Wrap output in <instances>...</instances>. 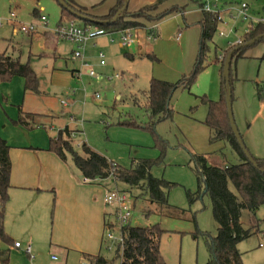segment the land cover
Here are the masks:
<instances>
[{"label":"rangeland","instance_id":"rangeland-1","mask_svg":"<svg viewBox=\"0 0 264 264\" xmlns=\"http://www.w3.org/2000/svg\"><path fill=\"white\" fill-rule=\"evenodd\" d=\"M34 8L38 9L39 14L47 17L45 23L32 15ZM59 11L60 6L56 0H0V47L5 44L2 37H11L16 49H19L14 52L15 56H19L21 62L27 60L28 53L36 54L31 55L29 60L38 75L39 89L43 92L37 96L30 93L23 95L22 86L19 84L18 103H7L8 97L5 99L2 94L3 91L4 93L8 91V88L4 87H8L9 80L0 84V131L8 137L12 145L45 144L49 136L56 135L60 128L67 125L78 130L70 137L77 151L86 143L96 152L124 168H130L142 159L157 158L159 148L155 146L153 134L142 127L149 120L142 91L148 90L149 81L153 76L158 78L168 75L173 79L170 81L176 82L183 74L189 73L197 56L199 40L195 42L188 66L183 62L184 50L181 53V48L177 47L173 36L158 43L159 52L153 53L158 57L157 61H152L145 55L134 61L128 60L124 54L132 50L133 46L118 47L116 41L108 44H88L84 50V58L81 59L85 60L95 73L94 76H89L82 67V60L72 55V51L76 49L74 43L58 39L53 34L60 17ZM11 12L15 17L9 20ZM249 14L253 18L258 17L250 10ZM16 19L22 24L33 22L45 28L32 34L21 31L14 33L12 23ZM225 20L228 22L230 19ZM249 24V20L236 19L234 22L240 35L246 33ZM45 33L48 36L52 34L57 40L51 41L46 38ZM112 36L118 38L116 33ZM230 36L234 37L233 33ZM212 40L224 45L216 33ZM209 47V53L204 61L205 68L198 73L190 90L179 87L174 91L171 98L172 115L158 121L154 127V131L166 144L161 162L153 165L150 173L154 177L175 184L168 194V202L177 212L163 216L157 212L156 206L147 200L146 194L138 186H129L113 176L106 180L110 185L109 191H121L129 200V205L134 210L131 225L146 226L158 223L168 230L160 238V252L166 264L206 263L209 253L203 234L215 236L217 233L218 224L213 218L208 195H203L192 204L186 197V190L193 192L198 187L194 163L190 161L191 154H203L208 158L210 165L224 166L238 161L228 143L209 142L208 127L203 123L207 107L201 103L200 97L206 95L208 99H218L219 65L227 51L226 47L224 50L215 48L213 43ZM100 50L102 58L98 55ZM218 53L223 54L221 58ZM40 54L42 55L39 56ZM245 54H264V43L248 47L244 55L237 59L234 64L236 79V65L239 60H246L250 64L256 62L255 71L258 69V61L252 58L242 59L246 57ZM101 60L104 61L103 64L100 63ZM238 81V79L234 81L232 111L240 133V129L243 131V128L238 114L239 98L235 94ZM256 83L262 88L261 94L264 97V82H253L249 79L245 83L246 88L250 86L255 89L257 96ZM12 87L14 94L15 85ZM96 93L99 94L98 97L95 96ZM18 104L23 108L47 111L52 116L39 115L37 125L31 129L27 128L18 122L25 116L24 112L19 111ZM129 119L134 120L137 125L121 124ZM253 131L252 129L251 134ZM255 132L264 134L261 127L256 128ZM229 188L235 192L231 183ZM50 196L51 199L46 200V205L41 204L36 224L26 225L19 219L10 218L5 225L12 241L22 244L17 248L14 245L6 246L0 243V248L9 249V264H78L84 261L81 251L91 255L100 254L109 260L113 259L112 264H120V258H114L118 245H115L111 252L105 250V240L103 244L101 243L102 228L100 234L92 232L85 235L78 230L72 232V229L81 226L82 222V207L79 200L74 201L72 205L69 195L62 194L56 197V190L50 192ZM60 196L62 203L57 201ZM103 207L109 210L108 213L111 212L110 206L105 202ZM240 221L245 229L254 231L250 237L238 243V249L243 253V264H251L253 261L251 256L256 251H264V204L255 213L241 208ZM194 233H197V238L193 236ZM27 242H30V254L24 251ZM80 247L83 249H79ZM51 255H55L57 259L52 260Z\"/></svg>","mask_w":264,"mask_h":264},{"label":"trees","instance_id":"trees-1","mask_svg":"<svg viewBox=\"0 0 264 264\" xmlns=\"http://www.w3.org/2000/svg\"><path fill=\"white\" fill-rule=\"evenodd\" d=\"M63 1L74 12L81 13L87 18H79L74 12H70L57 1L60 6V17L57 24L73 19L78 22L81 21L85 25H97L109 33L127 28L145 27L147 26L145 25L146 22L157 21L180 9L178 5H174L161 10V5L167 0H155L136 11H129L127 6L124 7L126 0H115L107 14L94 16L89 14L85 7L78 5L73 0ZM189 1L198 7L202 6V0ZM32 15L39 17L40 14L35 8L32 10ZM198 25L200 27L198 52L190 72L183 74L176 82L152 77L149 81L148 90L142 91L145 98V110L149 116L148 122L142 127L150 130L153 134L155 146L159 148L157 158L142 159L130 168L121 167L90 148L86 143H83L80 151H77L73 147L70 137L72 133L74 134L78 130L70 129L68 126L59 129L54 137L49 138L48 150L63 161L70 160L80 170L86 181L92 182L96 179L113 176L124 184L138 186L143 190L147 200L156 206L159 214L167 216L177 212L176 208L168 202V194L175 184L163 178L154 177L150 173L151 167L161 162L166 144L154 131V127L158 121L172 115L171 98L174 91L179 87L190 90L198 73L205 68L204 61L207 53H209V45L213 41V35L216 33L218 24L212 14L202 11ZM150 32L155 37L157 36L156 31L150 30ZM45 35L51 41L57 40L52 34L48 36L45 33ZM256 37H258L256 42L247 46L239 45L228 48L224 53V58L219 65L220 94L218 99L211 100L206 95L200 97L201 103L207 105V113L203 123L209 130V142L224 141L228 143L239 158L237 163L218 167L210 165L203 154H191L190 156V161L194 163L198 187L193 192L186 190L188 202L192 204L195 200L201 199L203 195H208L213 218L218 224L215 236L203 234L209 253V259L204 264H243L238 243L250 237L254 231L242 226L240 210L246 208L255 213L264 204V157L259 158L252 155L257 166L248 161L232 132L226 109L229 88L231 103L234 99V81L237 80L234 77V64L238 58L244 55L248 47L264 43V22H256L250 30L242 34L243 44L251 42ZM229 53L231 55L227 64L229 79L227 83L224 65ZM145 56L152 61L158 60L152 52H146ZM13 76H20L24 79L25 90L38 92V75L31 67L30 62H21L17 58L0 54V82L8 81ZM256 89L257 96L261 99L263 96L261 94L262 88L259 87L258 83H256ZM20 123L24 122L20 120ZM121 124L126 126L137 125L132 119L125 120ZM9 148L6 140L0 136V243L6 246L14 245L4 230V211L8 199L11 171ZM229 183L233 185L235 192L230 190ZM110 213L105 212L104 214L105 228L112 226ZM121 231L123 235L122 247L117 246L114 256V258H120V264H166L160 252V238L168 230L155 223L146 226L130 224L123 226ZM193 236L198 237L197 233H194ZM83 255L84 261L89 264H112L113 260H109L100 254ZM0 264H9L8 248H0Z\"/></svg>","mask_w":264,"mask_h":264},{"label":"crops","instance_id":"crops-1","mask_svg":"<svg viewBox=\"0 0 264 264\" xmlns=\"http://www.w3.org/2000/svg\"><path fill=\"white\" fill-rule=\"evenodd\" d=\"M80 6L86 8L89 14L94 16H102L108 13L109 9L115 3V0H73ZM155 0H128L127 9L129 11H136L141 7L153 3ZM223 7L232 4H237L239 2H246L248 4L249 10L258 16L257 18H264V0H220ZM178 5L180 7L179 11L173 12L157 21L146 22L147 26H155V31L157 36L151 40L146 41L145 39H140L139 44L133 45V49L127 52L128 55L124 54L125 58L128 60H135L138 57H143L146 52H159L158 43L160 40H166L173 36L174 41L177 43V47L181 48V53L184 50V63L189 65L190 57L193 54L195 48V42L199 40L200 27L198 21L202 17V11L198 5L190 2L189 0H167L161 5V10L169 8L170 6ZM35 9V8H34ZM38 10V9H37ZM256 12V13H255ZM39 14V11H38ZM225 19L228 18V11L225 10L222 13ZM60 16V11H59ZM9 20H12L11 18ZM59 20V19H58ZM234 20H228L226 24H218V29H223L229 34L233 33V36L240 35L236 27L234 26ZM19 20H14L13 32L19 31L18 23ZM179 35V36H178ZM242 35V34H241ZM107 37V38H106ZM222 39L224 45L218 44L215 40L212 42L213 46L219 50L225 49L226 38L218 36ZM230 38H232L230 36ZM5 44L0 47V54L4 56H10L14 59H19V56H15L16 44L11 37H2ZM169 40V39H168ZM115 42V41H114ZM166 42V41H165ZM110 43L108 36H100L94 40L87 42L83 46V58L84 50L88 44H108ZM117 43V42H116ZM174 44V42H172ZM118 47L120 46L117 43ZM175 45V44H174ZM76 47V45L74 44ZM121 47V46H120ZM75 50V48H74ZM73 50V51H74ZM191 50V51H190ZM72 51V52H73ZM102 50H100L101 52ZM155 54V53H154ZM36 54L28 53L27 62L29 57ZM40 54L39 56H41ZM220 56V53H218ZM55 56V55H54ZM156 56V55H155ZM246 57L242 59L252 58L254 61H258V69L255 71L256 62L248 63L246 60H239L236 65V76L239 80L236 82L235 94L239 98L238 100V114L240 116L241 128L240 134L242 139H244L245 146L251 155L255 157L264 156V134H256L255 129L261 127L264 130V97L261 99L257 98L255 89L248 86L246 88L247 80H253V82H264V54H245ZM157 57V56H156ZM158 58V57H157ZM79 59V58H78ZM81 59V58H80ZM82 63L85 60L81 59ZM216 64V63H215ZM217 65V64H216ZM218 66V65H217ZM84 69L85 66L82 65ZM152 77V76H151ZM154 77V76H153ZM157 78V77H155ZM163 80H173L170 76L166 75L159 77ZM7 82V81H6ZM4 81L0 82V84ZM14 83V84H13ZM22 86L23 95L30 93L34 96L42 94V90L38 87V92L24 89V79L20 76H13L9 82H7L8 91L4 93L3 96L6 99L8 97L9 101L7 103H18L19 99V87ZM13 85H15V93L13 94ZM9 87H12L11 90ZM2 89V86H1ZM178 89V88H177ZM213 100V99H212ZM19 111L24 112L25 116L20 119L27 128L37 125V120H39V115L52 116L51 113L38 111L31 108H23L20 104ZM205 106V105H204ZM207 107V105L205 106ZM207 111V109H206ZM205 111V115H206ZM205 118V116H204ZM39 122V121H38ZM20 127H25L19 125ZM67 126V125H66ZM61 129V128H60ZM72 129V128H70ZM252 129L254 130L253 133ZM76 130V129H74ZM209 132V130H208ZM243 132V134H242ZM80 133V132H79ZM0 136L4 138L9 145V156L11 161V171H10V187L8 189V199L5 205L4 211V230L6 232L5 225L10 220V218L19 219L20 222L28 224H36L38 218V212L42 203L46 200L50 201L52 193L56 190V197L58 195H69L68 198L71 201L70 204L73 205L74 201L79 200L81 203L82 211V222L81 226L72 229L78 230L82 234L95 233L100 234L102 228V234L100 241L103 244L104 235V214L109 212V210L104 205V195L105 192L110 189V185L106 183L105 179H96L92 182L86 181L82 176L80 170L71 161H63L53 152L48 150L49 138L54 136H49L48 142L45 144H29V145H12L9 139L0 131ZM235 153V152H234ZM236 155V160L239 158ZM208 161V158H206ZM237 161V162H238ZM225 164V163H224ZM215 165V164H214ZM218 167H224L219 166ZM112 185V184H111ZM62 196H60L57 201L61 202ZM47 203H45L46 205ZM23 218V219H22ZM95 231V232H94ZM7 234V232H6ZM8 235V234H7ZM9 236V235H8ZM10 237V236H9ZM11 238V237H10ZM12 240V239H11ZM16 242V241H13ZM30 244V242H27ZM26 244V245H27ZM260 245V244H259ZM22 246V244H21ZM78 247V246H76ZM75 247V248H76ZM79 249H83L80 247ZM68 253V252H67ZM242 253V252H241ZM81 254H86L85 251H81ZM243 255V253H242ZM52 256V255H51ZM84 256V255H83ZM82 256V257H83ZM52 259V258H51ZM245 259V258H244ZM253 260L251 264H264V251H256V253L251 256ZM54 260V259H52ZM56 260V259H55ZM81 262V261H80ZM246 263V261H245ZM66 264V263H65Z\"/></svg>","mask_w":264,"mask_h":264},{"label":"built area","instance_id":"built-area-1","mask_svg":"<svg viewBox=\"0 0 264 264\" xmlns=\"http://www.w3.org/2000/svg\"><path fill=\"white\" fill-rule=\"evenodd\" d=\"M201 11L208 12L213 15V18L216 20L217 24H226L227 21L224 19L222 13L223 11H228V18L230 20L240 19L241 21H248L250 24L246 28V32L250 30L254 24L251 22H264V18H253L249 14V7L246 2H239L237 4H232L229 6L223 7L220 0H202V6L200 7ZM11 19L15 17L13 12L10 13ZM38 20L45 23L47 17L43 14H40ZM45 28L40 27L36 23L29 22L27 24L18 23V29L21 32L32 34L37 32V30ZM155 29V26H141L136 28H127L119 30L113 33L105 31L102 27L91 24H83L81 22L75 21L73 19L63 21L56 25L53 34L59 39H66L76 45V49L72 52L73 57L82 58L83 57V46L100 36H108L110 42L116 41L120 46H133L139 44L140 39H145L146 41L154 38L150 30ZM118 34V38L115 39L112 34ZM216 34L220 37H225L226 48H232L243 44L242 35H237L230 38L229 32H226L223 29H216ZM179 36V35H178ZM99 57H103L102 52H99ZM223 55V54H222ZM222 55L219 57L221 58ZM101 64L104 63L103 60L100 61ZM86 67V73L89 76H94V71L88 67L86 62L82 63ZM118 75V74H117ZM95 96H99L98 93ZM104 202L110 206L111 211V223L112 226H107L104 230L103 240L105 243V250L113 251L115 245L122 247L123 235L121 228L126 225H130L133 220L134 210L129 205V200L126 195L121 191H106L104 195ZM117 233V234H116ZM262 244L260 243V246ZM14 246L17 248L21 247V243L16 241ZM24 251L30 254L31 247L30 244H27L24 248ZM52 259H57L55 255L51 256ZM78 264H89L88 262L81 261Z\"/></svg>","mask_w":264,"mask_h":264},{"label":"water","instance_id":"water-1","mask_svg":"<svg viewBox=\"0 0 264 264\" xmlns=\"http://www.w3.org/2000/svg\"><path fill=\"white\" fill-rule=\"evenodd\" d=\"M59 2L60 5H62L63 7L67 8L70 12H74L71 8H69L66 3L63 0H57ZM128 4V0L125 1L124 7H126ZM74 14L76 16H78L79 18H87V16L82 15L81 13L78 12H74ZM89 18V17H88ZM258 39V37L254 38L253 40H251V42H247L242 44V46H247L249 44H252L254 42H256V40ZM231 53L228 54L226 61H225V65H224V75L226 78V82L228 83V70H227V64L229 62V58H230ZM226 109H227V115H228V119H229V123H230V127L232 129V132L241 148V150L243 151V153L245 154L246 158L248 159L249 162H251L254 166H257L255 160L253 159L252 155L250 154V152L247 150L242 137L239 133V130L236 126L234 117H233V111H232V103H231V91L230 88L228 89V93H227V100H226ZM115 120H113L114 122Z\"/></svg>","mask_w":264,"mask_h":264}]
</instances>
